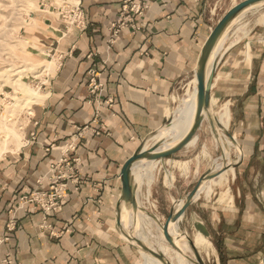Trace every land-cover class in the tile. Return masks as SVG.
Returning a JSON list of instances; mask_svg holds the SVG:
<instances>
[{
  "label": "crops",
  "instance_id": "0c3cea01",
  "mask_svg": "<svg viewBox=\"0 0 264 264\" xmlns=\"http://www.w3.org/2000/svg\"><path fill=\"white\" fill-rule=\"evenodd\" d=\"M40 1V13L30 19L36 31L30 35L29 49L39 60L54 61L55 68L39 83L42 99L31 106L22 147L0 158V240L9 236L0 245V259L10 252L17 264H146L114 227L120 170L166 125L171 105L187 81L194 85L200 50L228 10L217 18L208 8L210 0H150L147 10L135 17L138 30L126 27L110 44V25L126 0H76L86 21L83 31L66 29L56 15L54 0ZM243 20L242 15L232 23L219 46L213 84L224 56L241 47L245 68L228 72L242 79L236 90L244 105L239 125L247 127L241 142L246 164L241 168L252 177L262 173L264 181V10L248 18L246 33L240 28ZM90 73L101 86L96 94L99 102L88 91ZM107 99L113 101L111 106L105 103ZM95 113L99 118L93 121ZM85 125L100 134L83 132ZM195 142L193 147L198 138ZM217 147L225 150L222 145ZM64 157L72 169L61 167L70 177L62 210L47 215L34 209L15 211L23 194L48 191L54 176L51 167ZM169 161V168L183 175L188 172L189 162ZM155 163L148 165V173ZM166 172L172 175L170 181ZM165 174L163 185L171 188L174 176L169 170ZM229 174L233 170L210 185L226 182ZM263 191L264 182L256 189L248 182L241 189L242 201H238L239 191L228 198L225 207L208 221V229L198 220L217 255L214 264H260L264 260ZM202 193L208 194L209 187L205 185ZM227 194L228 189L222 199ZM199 200V196L194 198L185 213ZM236 200L242 207L238 210ZM11 219L15 230L7 234Z\"/></svg>",
  "mask_w": 264,
  "mask_h": 264
},
{
  "label": "rangeland",
  "instance_id": "374dc122",
  "mask_svg": "<svg viewBox=\"0 0 264 264\" xmlns=\"http://www.w3.org/2000/svg\"><path fill=\"white\" fill-rule=\"evenodd\" d=\"M242 1L243 0H210L208 8L210 10L213 9L215 16L218 18L234 5ZM40 3V0H0V148H7V152L22 147L25 122L31 112V106L37 103L29 100L31 95H27L29 94L28 90L41 94V85L39 83L46 74L45 71L42 72V70L46 67L47 61L39 60L37 55L32 54V50L29 49L31 46L29 40L30 35L34 34L36 31V25L32 27L31 25L33 23L30 19L40 13ZM54 4L60 6H74L77 2L76 0H54ZM254 8L256 9L251 8L242 14L244 15V24L240 28L244 33H246L248 28V23H246L248 18L252 19L256 13H261L264 10V4ZM60 21L66 26L65 21ZM223 44L221 48H223ZM234 50V54L231 55V53H228L225 55L220 64L221 71L213 84L211 99L213 104L212 110L215 114L223 107L228 109V128L223 135L228 139H230V136L234 137L235 142H233V144L237 145L242 152L243 147L241 142L243 137L246 136L244 131L247 127L239 125L244 105H241V94L236 92L238 89L237 87L241 85L242 79L240 77H231L229 74L231 72L236 73L245 68L246 62L243 56L242 61H240L241 54H243L241 53L242 48H235ZM54 68L55 67H53V69ZM229 71L230 73H228ZM192 78L193 77H191V79ZM15 80H18V82L13 83ZM189 82L190 81H187L178 99L171 105L166 125L151 135L142 146L145 144L151 146L153 137L170 125L174 112L176 113L180 108V101L184 93L186 91L187 93L193 91L192 84L188 85ZM22 87L24 90L21 89ZM218 126H220L219 123ZM5 127L10 133L3 135L2 132H7ZM238 134L241 135L239 136ZM197 138L198 142L195 147L193 146L196 142L186 147L187 149L185 148L178 152L175 156L168 158L164 161L163 165L161 162L155 163L149 170V173H144V170H136L134 172V177H136L138 186V188L136 186L135 188L138 190V200L141 207L147 212L156 215L162 224L166 220L174 201L186 196V194L194 188L202 175L217 171V163L222 164L221 149L217 147L218 144L214 141V137L206 119L197 132ZM2 143H4V145H1ZM229 149L228 160L226 161L225 158L224 160L230 165H239L240 168H233V175L229 174L227 181L225 182L224 180L220 185H210L211 183L217 184L220 182L216 179L206 184V189L209 187V193L200 194L199 202L194 204L181 218L178 223L179 234H186L193 240V237L196 235L194 225L195 219L199 220L207 228L209 224L208 221H211L215 211L224 208L227 199L233 196L235 197L238 191L241 193V189L246 187L248 182H250V187L251 184L254 185V189L258 188L260 184H263L262 173L259 176L252 177V174L242 171V165H244V163L246 164V159L242 157L243 152L242 156L239 157V153L234 150L232 146ZM224 153H226V149ZM168 160L189 162L188 172L183 175L181 172L169 168L167 165ZM256 165L259 170L260 165ZM165 170L171 171L174 176L171 188L163 185ZM226 189H228V194L222 199V195L225 193ZM260 195H258L259 198L261 197ZM238 201H242V193ZM240 208L242 207L237 204L236 200V210ZM144 222L149 226V222H146V220L143 221V223ZM158 231L160 230H157L156 226L153 225L154 234L158 239L162 240L157 234ZM205 238L210 243V247L206 251H200L201 256L205 264H214L217 255L213 250L211 240L207 235ZM263 261L260 264H263ZM188 264L191 263L188 262Z\"/></svg>",
  "mask_w": 264,
  "mask_h": 264
},
{
  "label": "water",
  "instance_id": "95a60500",
  "mask_svg": "<svg viewBox=\"0 0 264 264\" xmlns=\"http://www.w3.org/2000/svg\"><path fill=\"white\" fill-rule=\"evenodd\" d=\"M264 4V0H243L242 2L234 5L230 8L222 18L217 22L215 27L211 30L208 38L204 42L196 63L195 68V78H196V108L194 113V119L191 128L186 133V135L173 147L168 149H159L160 144L153 145L150 149H143L144 146H141L136 153L129 157L123 164L120 170L119 179L121 184L120 196L115 207V230L116 232L127 241V243L136 249L139 252L147 254L155 259H157L161 264H170L165 256L155 250H152L148 247L143 241L138 239L134 235V230L138 225V213L141 212L147 215L160 229L161 235L166 242V244L174 251L184 256L192 264H205L200 257L198 251L194 247L191 239L186 234H180L178 239L186 238L188 246L195 257V260H192L188 255H185L177 246L176 238L172 237L168 231L170 224L178 223L179 219L183 217L185 211L191 205L194 200L200 186L203 183L209 182L212 179H215L223 172L228 170L230 167L235 168L236 165H230L224 160V154L222 153V166L215 172H210L202 175L194 188L186 194V196L179 198L174 201L168 216L164 223H160L156 215L147 212L145 209L140 207L136 199V188L134 184V179L132 177V167L135 163L140 161L152 162L160 161L162 165L164 161L168 158L175 156L178 152L186 148L188 143L197 135L203 121L206 119L211 133L218 144H220L218 132L216 130L215 119L211 113V89L213 85V80L215 76L216 58L211 64V68L208 72V66L211 57L213 56L216 48L223 40L227 30L230 28L232 23L238 19L244 12L254 8L256 6ZM230 139L233 138L230 136ZM182 202L180 207H178L179 202ZM132 213V224L129 229H125L122 225L121 217L122 212Z\"/></svg>",
  "mask_w": 264,
  "mask_h": 264
},
{
  "label": "bare ground",
  "instance_id": "6f19581e",
  "mask_svg": "<svg viewBox=\"0 0 264 264\" xmlns=\"http://www.w3.org/2000/svg\"><path fill=\"white\" fill-rule=\"evenodd\" d=\"M253 9H256V8H253ZM242 32H241V34H242ZM223 41H224V39L220 42V44ZM234 43H235V41H234ZM220 44L218 45V47L216 48L213 56L210 59L209 66H208V72H209V70L211 68V64H212L213 60L215 58H216V60H218V58H219L220 52L217 53V51L219 49ZM232 44L233 43H230L227 47H229ZM53 67H55L54 61L47 62V65L42 70V72L45 71V73H48L50 69H53ZM194 77H195V75H194ZM17 82H18V80H15L13 83H17ZM193 84H194L193 85V91L188 93L182 99L181 107L172 116V118H171L172 121H171L170 125L167 126L165 129H163L161 132H159L157 135H155L153 137V143H152L151 146H148L147 144H145L143 149H145V150L150 149L153 145H155L157 143H161L159 149H168V148L173 147L176 143H178L186 135V133L189 131V129L192 126L193 119H194L195 108H196V94H197L196 78H194V83ZM21 89L24 90L23 87ZM22 90H20V91H22ZM26 91H27V89H26ZM28 92H29V94H27V95H29V96L31 95L30 97L27 96V97H29L30 101H34V102L41 101V99H42L41 94H38V93H36L34 91H31V90H28ZM212 106H213V104H212V99H211V113H212V116L215 119L216 130L218 132V136H219V140H220V144H218L216 142V140L214 139L215 143L218 144V146L222 145L226 149V153H224V151H223L224 158L226 159V161L228 160V157H229V153L228 152L230 151L229 148L231 146L233 147L234 150H236L239 153V157H241L242 156V152H241L240 148L237 145L233 144V142H235V139L233 138V140H230V139H228L227 137H225L223 135V133L228 128V120H229L228 109L226 107H223V108H221L219 110L218 113L215 114V112L212 110ZM8 114H10V113H8ZM216 116H217V119H216ZM217 122L219 123L220 126H218ZM5 129H6V127H5ZM2 133H3V135H6V134H9L10 131L7 130V132H2ZM196 138H197V135L188 143V145L186 147H188L191 144H193L195 142ZM1 145H4V143H2ZM7 150L8 149L5 148V147H1L0 148V158L7 152ZM154 162H160V161H152V162L140 161V162H137V163H135L133 165V167H132V176H133V179H134V184H135V186L137 188H138V186H137V182H136V177H134V172L136 170H144V173H145V172H147L148 165H150V164H152ZM168 163H172V161H169ZM186 165H187V163L184 165L185 168H186ZM178 166H179V164H178ZM221 166H222L221 163H217L216 169H220ZM230 170H233V168L230 167L228 170H226L225 172H223L221 174L222 176L219 175L215 179L220 181L221 178L225 175V173L227 171H230ZM165 176L167 177V181H170V179H172V178H170V177H172V175L169 174L168 172H166ZM212 180H214V179H212ZM212 180H210V181H212ZM209 182L203 183L200 186V188H199V190H198V192H197V194L195 196V199L202 192L204 186L206 184H208ZM168 185H169V182H168ZM137 188H136V199H137L138 205L141 207L140 202L138 200V190H137ZM181 204H182V202L180 201L179 204H178V207H180ZM142 216L149 220V226L145 222L143 223V221L141 219ZM180 220H181V218L179 219V221ZM121 221H122L123 227L126 230L128 228H130L131 224H132V213L123 211L122 212ZM179 221H178V223H179ZM194 222H195L194 225H195L196 235H195V237H193V240L191 239V241H192L194 247L196 248V250L198 251L200 257L202 258L200 251L208 250V248L210 247V243L205 238V236L207 235L206 229L201 225V223L198 220L195 219ZM178 223L170 224L169 227H168V231H169V233H170V235L172 237L176 238V246L185 255H188L192 260H195V257L192 254V252H191V250H190V248L188 246V242H187L186 238H181V239L177 238L178 236H180V234L178 233ZM153 225L156 226L157 230H160L159 227L147 215L139 212L138 213V225H137L136 229L134 230L135 236L138 239H140L141 241H143L152 250H155V251H158V252L162 253L170 264H188L189 261L184 256H182L179 253H177L176 251L172 250L166 244V242L164 241L160 231H158L157 234L162 240L157 238V236L153 232ZM140 254L142 255L144 261L147 262L146 264H161L157 259H155V258H153V257H151V256H149L147 254H144L142 252H140ZM202 260L205 263L203 258H202ZM189 263H191V262H189Z\"/></svg>",
  "mask_w": 264,
  "mask_h": 264
},
{
  "label": "built area",
  "instance_id": "2783aa9c",
  "mask_svg": "<svg viewBox=\"0 0 264 264\" xmlns=\"http://www.w3.org/2000/svg\"><path fill=\"white\" fill-rule=\"evenodd\" d=\"M150 0H126L122 4L121 12L115 22L110 25L111 37L109 39L110 44H114L117 39L120 31H122L126 27H130L133 30H138V27L135 25V17H139L142 13L147 10L148 3ZM42 4L40 3L39 6ZM54 10L56 11V15L60 20L65 21L67 29H75L77 31H83L86 28V21L82 11L80 10L78 5H65L60 6L55 4ZM90 82L88 85V91L90 96L94 98L95 102H99L96 94L100 92V85L97 83L95 74L90 73ZM108 105H112L113 101L111 99H107L105 102ZM98 113H95L94 119L98 120ZM83 132L88 131L94 135H99L100 131L97 129H92L90 126H84L82 128ZM31 139L34 140V134H31ZM52 148V146L50 147ZM45 149V151H49V149ZM69 151V145L65 150L67 154ZM70 168V161L67 157L61 159L57 165H53L51 167V171L54 172V176L51 179V183L49 185L48 191H30L28 193L23 194L19 198L18 205L15 211L22 210L27 212L30 209L40 210L44 215L47 214H56L62 210V203L64 200V192L68 187V177L64 172L61 171V167ZM66 172V171H65ZM75 186H77L75 184ZM14 215V214H13ZM15 230V222L11 219L6 225L7 234L12 233ZM9 241V236H5L0 240V245ZM0 264H17L12 253L8 252L2 256L0 259Z\"/></svg>",
  "mask_w": 264,
  "mask_h": 264
}]
</instances>
